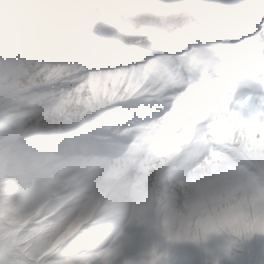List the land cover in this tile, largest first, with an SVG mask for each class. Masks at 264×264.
<instances>
[{"label": "snow or ice", "instance_id": "obj_1", "mask_svg": "<svg viewBox=\"0 0 264 264\" xmlns=\"http://www.w3.org/2000/svg\"><path fill=\"white\" fill-rule=\"evenodd\" d=\"M24 74L23 76L21 74ZM264 0H0V143L72 163L23 190L0 163V264H264ZM135 178L131 202L100 177ZM131 213L137 235L99 248Z\"/></svg>", "mask_w": 264, "mask_h": 264}, {"label": "rangeland", "instance_id": "obj_2", "mask_svg": "<svg viewBox=\"0 0 264 264\" xmlns=\"http://www.w3.org/2000/svg\"><path fill=\"white\" fill-rule=\"evenodd\" d=\"M256 87L255 85H251L239 88L238 97L240 99L252 97L253 100H249V103L253 101L259 103V100L256 98L264 95V89L258 88L254 90ZM115 175L98 178L99 199L103 200L105 203L120 199H126L131 202V198L135 192V178L127 173ZM121 193H127V198L122 197ZM130 221V212L109 218L105 222L104 231L97 242V247L105 248L113 245L117 241V238L121 236V233L129 236L137 235L141 227L147 230V226L134 225L131 224ZM223 239L224 238L220 236L213 237L203 247L190 241L174 242L170 247L171 264H206L208 254L216 248L217 245L222 243ZM139 256L140 250L138 248L126 246L122 250L121 256L118 257L119 264H136Z\"/></svg>", "mask_w": 264, "mask_h": 264}, {"label": "clouds", "instance_id": "obj_3", "mask_svg": "<svg viewBox=\"0 0 264 264\" xmlns=\"http://www.w3.org/2000/svg\"><path fill=\"white\" fill-rule=\"evenodd\" d=\"M5 159L10 160L11 170L22 190L37 183L54 182L59 172L73 160L67 153L63 157H57L41 153L22 142L0 143V163ZM121 195L127 198V193Z\"/></svg>", "mask_w": 264, "mask_h": 264}, {"label": "bare ground", "instance_id": "obj_4", "mask_svg": "<svg viewBox=\"0 0 264 264\" xmlns=\"http://www.w3.org/2000/svg\"><path fill=\"white\" fill-rule=\"evenodd\" d=\"M258 88H259V87L257 86L256 88H254V90H256V89H258ZM115 176H116V175H115ZM119 176H120V175H119ZM119 176H118V177H119ZM121 176H122V175H121ZM114 181H115V179H114Z\"/></svg>", "mask_w": 264, "mask_h": 264}]
</instances>
